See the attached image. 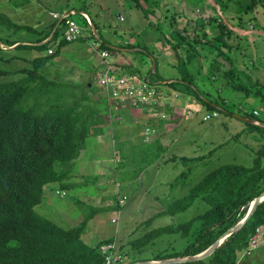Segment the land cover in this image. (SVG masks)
I'll use <instances>...</instances> for the list:
<instances>
[{
  "label": "trees",
  "instance_id": "trees-1",
  "mask_svg": "<svg viewBox=\"0 0 264 264\" xmlns=\"http://www.w3.org/2000/svg\"><path fill=\"white\" fill-rule=\"evenodd\" d=\"M134 1L135 6L149 21V25L154 27L158 35L157 40L162 42L164 39L166 48L172 50L176 62L168 61L167 65L176 74L171 78L161 76L155 54L158 51L148 49L138 40L110 45L101 37L96 23L90 18L103 49L113 55L122 48H137L136 54L151 58L147 61L145 71L146 74H150L149 77L155 75L156 81L165 80L162 83L170 90L192 97L212 111H222L231 116L234 113L230 108L232 104L224 97L217 95L212 98L217 91V88L213 87V79L225 80L223 82L227 88L234 92L239 91L245 97H256L264 107V80L253 79L240 68L233 52L237 46L230 42L232 35L237 37L240 35L232 29L228 17L222 14L204 16L199 22H195L192 28H188L185 23L181 24L180 20L176 19L177 26L170 32L160 31V22L154 19L156 25H153L150 21L152 8L143 6L140 0ZM145 1L149 2V0ZM214 1L222 13L232 12L231 18L241 21L242 28H246V24L241 15L254 12L256 7L264 2V0ZM151 2L154 7H158L157 2ZM82 13L87 12L83 10ZM249 19L254 20V16ZM0 21L8 25L11 23L7 16H0ZM57 22L58 19L53 17L45 27L46 32L36 31V40L19 43L13 47L24 50H45V55L35 56L30 60L22 57L30 61V65L26 67L15 70L0 69V76L12 72L21 75L14 80L0 81V264H103L104 255L99 246L112 241V239H104L94 245H88L82 240L87 221L93 215L91 212H88L75 226L63 228L34 209L41 201L45 185L57 182L62 188L72 186L64 181L69 175V170L62 164L78 158L85 147L87 136L101 134L103 130L101 125L108 122V114L102 113V110L95 108V104L89 103L92 101L91 97L84 92L95 89L91 85L88 86V83L84 84L82 96H76L69 104L66 103L62 92L51 95L52 89L61 86L57 82L48 80L46 72L42 69L62 47L70 43L62 37L64 19L58 24ZM81 22L83 27L91 29L82 14ZM204 25L209 26L208 31L204 29ZM15 26L27 30L33 29L28 25L15 24ZM50 32H52L50 39L42 42ZM57 39L55 51L48 54V47ZM14 44L6 40L4 45ZM221 55L227 61L226 68L216 62V67L212 69L209 66V69L205 70L206 63L209 64ZM15 57L11 55L5 60ZM152 60L155 63L154 68ZM114 64L121 67L119 62ZM139 67V64L135 66L126 64L128 72H140ZM122 69L124 70L123 65ZM192 70L195 73L194 71L192 73ZM169 79L170 81H167ZM206 83L209 88L205 86ZM240 109L243 111L241 115L251 120L245 121L249 130L260 132V139H263L255 152L252 165L225 163L207 172L183 196L175 199L153 217L146 219L144 223H151L157 216L182 212L196 199H201L208 207L189 220L158 226L128 240V249L123 252L124 255L120 256V261L118 260L116 264L183 258L200 253L245 216L251 201L264 191V134L262 133L264 111L252 108L247 112L241 107ZM254 110L257 114L253 113ZM92 127L96 128L92 130ZM154 142L153 146L156 147L158 140L155 139ZM159 147L155 158L163 152V147ZM179 158L184 164L196 160L184 156ZM57 165L59 169H56ZM189 174L190 167H187L173 183L178 184L179 181L184 184ZM261 224L264 225V200L259 202L245 222L226 236L209 255L198 260L174 264H236L239 252H244L248 248L255 228ZM174 234L187 239L182 248L165 247L158 252L148 251V256H141L143 252L152 249L155 239L162 235Z\"/></svg>",
  "mask_w": 264,
  "mask_h": 264
},
{
  "label": "rangeland",
  "instance_id": "rangeland-1",
  "mask_svg": "<svg viewBox=\"0 0 264 264\" xmlns=\"http://www.w3.org/2000/svg\"><path fill=\"white\" fill-rule=\"evenodd\" d=\"M140 1L143 6L152 8L150 21L156 25L154 19H157L160 22L158 23L160 31L170 32L177 26L176 19H179L181 24L185 23L188 28H192L194 23L199 22L204 16L222 14L228 17L232 29L241 36L232 35L230 40L237 46L233 52L240 68L250 74L253 79L264 80V2L263 5H258L254 12L241 15L246 24V28H242L241 21L231 18L232 12L222 13L214 0ZM151 1L157 2L158 7H154ZM70 10L71 17L80 26H82V11H86L87 16L96 23L101 37L110 45H116L117 40L123 41L125 38L131 41L126 43L138 40L140 44L155 51L160 49V45L162 47L165 45L164 39L162 42L157 40L158 35L154 27L149 25L142 11L135 6L134 0H0V16H7L13 23L8 25L0 21V69L15 70L26 67L30 65L29 60L33 57L46 54L45 50L8 49L4 45L6 40L30 43L29 41L36 40V31H41L53 20L48 14L49 11L65 13ZM253 16L254 20H250L249 18ZM120 17L122 19H119ZM15 24L29 25L33 29H23ZM203 27L206 31L209 30L208 25ZM53 49L55 51V46ZM11 55L16 57L5 60ZM166 55L172 57L171 60L175 62L171 49ZM108 59L113 60L112 57ZM159 60L161 61L160 57ZM98 61L100 63L98 54L90 48L88 42L75 40L62 47L42 71L46 72L48 80L57 82L61 86L52 89L51 95L62 92L68 104L76 96H82L84 84L91 82V87L96 90H91L90 94L93 98L89 103L95 104L102 113L108 114V122H114L113 125H117V128L121 130L122 139L117 140L118 130L113 125L108 128L104 126L105 131L99 135L87 136L85 147L79 157L70 163L62 164L69 170V175L64 181L72 186L62 188L57 182L45 185L41 201L34 209L63 228L75 226L88 212H91L93 215L87 221L82 240L88 245H94L100 240L112 239L101 245L112 243L114 251H117L116 254L124 255L123 252L128 249V240L152 228L183 222L203 212L208 205L201 199H196L182 212L157 216L151 223H144L146 219L153 217L175 199L183 196L207 172L225 163L252 165L255 152L263 142V139H260L261 133L250 131L246 122L235 117L234 114L242 116L243 111L240 107L247 112H250L252 108L264 111V107L256 97H245L239 91L234 92L226 87L223 82L225 80L213 79L212 76L213 87L217 88L212 98L220 95L228 100L232 104L230 108L234 112L233 116L220 111L218 116L203 120L202 117L206 113H211L212 110L205 108L192 97L188 98L177 92L178 95L166 94L165 99L159 101L162 103L161 112L165 115L164 118L167 117L164 111L165 106L174 105L173 103L177 100L181 102V99L184 100L183 106L185 104V107L180 110L184 113V117L167 120L172 123L168 126L169 128L174 126L172 130H169L176 136V140L158 158H155L160 147L157 144L154 147L149 141L153 136L159 138L161 133L157 131L154 135L147 134L145 138L147 125L142 121L137 123L135 116L129 115V111H133L130 109L144 111L147 114L145 109L128 106L120 107L118 110L112 108L106 94L102 89L97 88L95 76L93 80L88 79ZM134 61L138 63L137 60ZM216 62L223 68L227 67L225 65L227 61L221 55L209 64L206 63L205 70L209 69V66L212 69L216 67ZM161 63L158 66L161 76L175 75H172L166 63ZM99 66L101 69V63L97 68ZM118 68L123 73H129ZM139 70L146 74L141 68ZM146 75L149 77L150 74ZM20 76L12 72L0 76V81L14 80ZM149 81L151 85L159 89L165 86L162 82L155 80V75L149 77ZM205 86L209 88L207 83ZM162 90L165 92V89ZM188 109L194 114L188 113ZM175 120L178 121L173 123ZM158 127L162 126L158 124L157 130ZM182 156L196 160H190L184 164L179 158ZM187 167H190V174L185 183L181 184L179 181H177L178 184L173 183ZM56 169H59V165ZM119 197H125L122 203ZM112 218H116V221L112 222ZM262 232L263 230H261L260 239ZM186 242V238L176 234L162 235L154 240L152 249L143 252L141 256H148L149 252H158L165 247L180 249ZM260 243L258 242L256 247ZM256 247L250 251V254H246L250 255L248 256L249 264H264L256 258L264 255V249H261L260 254H255L253 250Z\"/></svg>",
  "mask_w": 264,
  "mask_h": 264
},
{
  "label": "built area",
  "instance_id": "built-area-1",
  "mask_svg": "<svg viewBox=\"0 0 264 264\" xmlns=\"http://www.w3.org/2000/svg\"><path fill=\"white\" fill-rule=\"evenodd\" d=\"M71 10L65 13H52V17L58 19H64V31L62 37L68 41L73 42L78 39H84L88 42L90 48L98 54L100 58V63L102 65L101 69L95 73L96 86L106 94L107 98L111 102V106L114 110H118L120 107L128 106L131 108H143L146 110L148 117L164 118L165 115L162 111V101L166 97V93L160 90L159 87L150 84L149 77L142 72H129L123 73L120 69L115 66L114 60H107L108 57H112L107 50L102 48V42L98 39L96 35L93 34L91 29L80 26L71 17ZM86 18L88 24L91 27L89 18L83 14ZM119 19H122L121 17ZM55 46V45H54ZM54 52L53 47L47 49L48 54ZM177 94V93H176ZM178 95V94H177ZM188 113L191 115L194 112ZM257 114V111H253ZM218 116L217 111H212L211 113H206L202 118L203 120H208L212 117ZM257 123V122H256ZM155 128L147 126L145 128V138L147 134H155ZM125 197H119V201L122 203ZM116 218H112V222H115ZM263 224L258 225L255 228L254 234L250 238L249 246L244 250L245 254H250V251L258 245L261 236V229ZM100 251L104 255L103 264H114L120 259V254H116L113 249L112 243H107L100 245Z\"/></svg>",
  "mask_w": 264,
  "mask_h": 264
},
{
  "label": "crops",
  "instance_id": "crops-1",
  "mask_svg": "<svg viewBox=\"0 0 264 264\" xmlns=\"http://www.w3.org/2000/svg\"><path fill=\"white\" fill-rule=\"evenodd\" d=\"M52 13H54V12H48V14L52 17ZM83 14H85V13H83ZM86 16H87V14H85ZM22 17V16H21ZM88 17V16H87ZM89 18V17H88ZM52 19H53V17H52ZM89 20H90V18H89ZM21 26H23V24H20ZM29 26V25H28ZM31 27V26H30ZM48 27V26H47ZM23 29H25V28H23ZM46 30H47V28H43L40 32L41 33H44V32H46ZM237 32V31H236ZM210 34V33H209ZM51 35H52V32H50V34L42 41V42H46L48 39H50V37H51ZM81 41V40H80ZM84 41V40H83ZM12 42H14L15 43V45H17V44H19V43H23V42H19V40H13ZM58 42V39L55 41V42H53V44H51L48 48H50L51 46L53 47L54 46V44H56ZM126 43V42H131L130 41V39H127V38H125L123 41H121V40H117L116 41V45H119V44H121V43ZM132 42H133V40H132ZM71 43V42H70ZM69 44V43H68ZM67 44V45H68ZM15 45H13V46H6L8 49H13V47L15 46ZM235 46H236V44H234ZM66 46V45H65ZM64 46V47H65ZM160 49L158 50V52H155V54L157 55V59H158V62L159 63H161V62H164V63H166V65H167V62L169 61L170 63L171 62H173L171 59H172V57H170V56H168V55H166L168 52H169V50H168V48H166V46L164 45L163 47L160 45V47H159ZM164 50H163V49ZM137 51V48H132V49H124V48H122L121 50H119V52H117V53H115V54H113V60H114V62H119V65H121V67L120 68H122V65L124 66V70L126 71L127 70V68H126V64H134L133 66H135V64H139V66H140V68H141V70L143 71V72H145L146 71V69H147V61L148 60H151V58L148 56H145V55H138V54H136L135 52ZM91 54V53H90ZM159 57H160V59H161V61L159 60ZM130 60V61H129ZM131 60H133L132 62H131ZM134 60H137V62L138 63H136ZM120 62H121V64H120ZM168 62V63H169ZM175 62H176V60H175ZM98 65H100V63H99V61H98V63H97V65H96V67L94 66L93 67V69H92V74H91V77L89 76L88 77V79L89 78H91V80H93V78H94V76H95V73L100 69V66H99V68H97L98 67ZM161 65H162V63H161ZM167 67L169 68V66L167 65ZM128 71V70H127ZM171 72H172V75H174V74H176L172 69H171ZM163 75V74H162ZM163 77H165L164 75H163ZM173 77V76H172ZM165 78H171V77H165ZM165 80H163L162 82H164ZM167 81H170V79L169 80H167ZM88 83H90V82H88ZM90 85H92L91 83H90ZM89 85V86H90ZM98 88V87H97ZM162 89H165V93L167 94V95H172L173 93H176V92H174V91H172V90H170L168 87H166V86H164L163 88H160V90H162ZM89 90V92H87ZM88 90H86V93L89 95L90 94V92H92L90 89H88ZM96 90V89H95ZM95 90H93V91H95ZM98 90V89H97ZM91 95V94H90ZM89 95V96H90ZM91 98H93L92 97V95H91ZM183 98V97H182ZM189 98V97H188ZM178 101V102H177ZM177 101H175V103H173L174 105H170V106H165V108H164V111L166 112V114H167V117L166 118H164V119H161V118H151V117H148L147 116V114H145V112L144 111H140V110H136V109H130V110H133V111H129V115L132 117V116H135V120H136V122L138 123L139 121H142V123L143 124H145V125H147V126H151V127H153V128H155V133H157V131H159L160 133H161V136L158 138V137H155V136H153V138L149 141V143L151 142L152 144L153 143H155L154 141H155V139H157L158 140V145L159 146H161V147H163V151H165V149L167 148V147H169V146H171L174 142H175V140H176V136H174L173 135V133H172V128L174 127H172V128H169L168 126L170 125V124H172V123H170V122H167V120H169V119H175L176 117L177 118H179V119H181V118H183L184 117V113L182 112V111H180V110H182L184 107H185V104H184V106H183V104H182V102H184V100H182L181 99V102L179 101V100H177ZM190 104V103H189ZM97 110H99L97 107H95ZM133 112V113H132ZM135 112V113H134ZM133 114V115H132ZM129 115H127L128 116V118H129ZM178 120H175V121H173V123H176ZM114 123V122H113ZM113 123H111V122H109V124L107 125V124H103V125H101V126H103L102 128H103V130H102V132L103 131H105V129H104V126H106L107 128L109 127V126H111V125H113ZM158 124L159 125H161L162 127H158V130H157V126H158ZM155 127H154V126ZM113 126H115L116 128H117V125H113ZM146 127V126H145ZM96 127H92V130H94ZM161 129V130H160ZM169 129H171V130H169ZM117 130H118V138H117V140H121L122 139V137H121V133H120V129L119 128H117ZM175 132V131H174ZM97 135H99V134H97ZM154 135V134H153ZM261 230H263V232H262V238L260 239V241L259 242H261L260 243V245L258 246V247H256V249H254L253 251L255 252V254H260V252H261V249L263 248L264 249V225H263V227H262V229ZM262 240V241H261ZM253 252V253H254ZM248 256H250V255H246L244 252H239V254H238V259H237V262H236V264H249V261H250V259H249V257ZM256 258H259L262 262H264V255L262 256V257H256Z\"/></svg>",
  "mask_w": 264,
  "mask_h": 264
},
{
  "label": "water",
  "instance_id": "water-1",
  "mask_svg": "<svg viewBox=\"0 0 264 264\" xmlns=\"http://www.w3.org/2000/svg\"><path fill=\"white\" fill-rule=\"evenodd\" d=\"M58 23L59 21L57 22V24ZM90 24H91V30L93 34L97 36V31H96L95 26L91 22ZM154 66H155V63H154V60H152V67L154 68ZM89 85L90 83H88V86ZM234 116L243 121H246V120L251 121L240 115L234 114ZM263 200H264V191L251 201L245 216L238 223H236L233 227L225 231L216 241H214L209 247H207L205 250L201 251L200 253L187 256V257H183V258H166V259H160V260H141V261H135L129 264H174V263L188 262V261H194V260L204 258L207 255H209L226 236L236 231L245 222V220L250 216V214L255 209L256 205Z\"/></svg>",
  "mask_w": 264,
  "mask_h": 264
},
{
  "label": "clouds",
  "instance_id": "clouds-1",
  "mask_svg": "<svg viewBox=\"0 0 264 264\" xmlns=\"http://www.w3.org/2000/svg\"><path fill=\"white\" fill-rule=\"evenodd\" d=\"M83 14V13H82ZM54 45H56V44H54Z\"/></svg>",
  "mask_w": 264,
  "mask_h": 264
}]
</instances>
